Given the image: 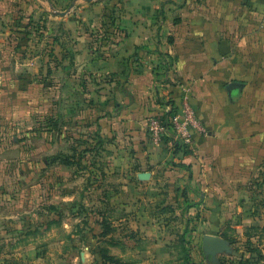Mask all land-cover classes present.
Instances as JSON below:
<instances>
[{
    "label": "rangeland",
    "instance_id": "obj_1",
    "mask_svg": "<svg viewBox=\"0 0 264 264\" xmlns=\"http://www.w3.org/2000/svg\"><path fill=\"white\" fill-rule=\"evenodd\" d=\"M123 1L0 0V264H102L104 249L121 264H264V54L215 94L225 117L212 126L220 163L204 205L160 206L172 176L112 173L131 161L99 124L110 95L91 62ZM233 81L245 85L231 102ZM204 235L231 252L211 262Z\"/></svg>",
    "mask_w": 264,
    "mask_h": 264
},
{
    "label": "crops",
    "instance_id": "obj_2",
    "mask_svg": "<svg viewBox=\"0 0 264 264\" xmlns=\"http://www.w3.org/2000/svg\"><path fill=\"white\" fill-rule=\"evenodd\" d=\"M123 3L121 19L108 25L109 39L91 62L102 80L101 92L110 95L102 104L107 118L99 124H105L107 138L124 144L128 152L122 151L121 156L131 161L129 167H115L111 172L130 180L136 177L138 184H149L154 173L163 174V182L171 175L172 192L155 193L163 198L160 206L172 204L171 197L181 205L186 200L190 207L202 206L210 188L211 164L220 163L221 150L212 126L219 124L214 120L221 114L225 117V104L215 102V94H221V79L244 77L246 71L256 70L253 62L264 54L258 50L264 46V0ZM2 38L1 33L0 47ZM222 94L225 97L223 90ZM185 97L206 129L205 135L195 136L194 154L189 156L171 149L177 143L172 134L158 146L147 134L150 116L170 107L167 102L178 110ZM130 180L126 184L133 183ZM147 252L142 247L136 255Z\"/></svg>",
    "mask_w": 264,
    "mask_h": 264
},
{
    "label": "built area",
    "instance_id": "obj_3",
    "mask_svg": "<svg viewBox=\"0 0 264 264\" xmlns=\"http://www.w3.org/2000/svg\"><path fill=\"white\" fill-rule=\"evenodd\" d=\"M170 109L171 107H167L162 112L148 118L147 134L149 140L153 145L158 146L171 131L178 144L192 150L195 136L204 135L206 129L198 121L187 97L184 98L180 108L165 119V113Z\"/></svg>",
    "mask_w": 264,
    "mask_h": 264
},
{
    "label": "water",
    "instance_id": "obj_4",
    "mask_svg": "<svg viewBox=\"0 0 264 264\" xmlns=\"http://www.w3.org/2000/svg\"><path fill=\"white\" fill-rule=\"evenodd\" d=\"M244 85L245 84L242 82L233 81L225 87L231 102H233L235 97L240 95ZM202 249L206 258H210L212 262L216 261V256L218 254L231 252L228 241L215 235H204L202 237Z\"/></svg>",
    "mask_w": 264,
    "mask_h": 264
},
{
    "label": "trees",
    "instance_id": "obj_5",
    "mask_svg": "<svg viewBox=\"0 0 264 264\" xmlns=\"http://www.w3.org/2000/svg\"><path fill=\"white\" fill-rule=\"evenodd\" d=\"M166 105L170 106L171 109H170V111L165 113V119H167L171 114H173L175 112V108H173V106L171 105L170 102H167ZM173 145H174L173 148L175 151L184 152L186 155L190 154V150L187 147H183L182 145H180L178 143H174ZM102 259H103L102 264H121V261L118 258L113 257V256H108L107 250H105V249L102 250ZM209 260L211 261L210 258H209ZM185 262H186V264H190V259L188 258V255H186Z\"/></svg>",
    "mask_w": 264,
    "mask_h": 264
}]
</instances>
